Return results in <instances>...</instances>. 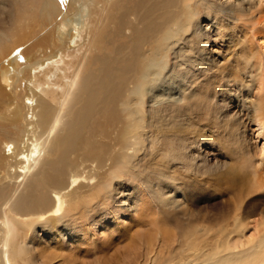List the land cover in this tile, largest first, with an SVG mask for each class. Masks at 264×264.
I'll list each match as a JSON object with an SVG mask.
<instances>
[{
  "label": "bare ground",
  "instance_id": "obj_1",
  "mask_svg": "<svg viewBox=\"0 0 264 264\" xmlns=\"http://www.w3.org/2000/svg\"><path fill=\"white\" fill-rule=\"evenodd\" d=\"M9 2L0 0L1 17L10 13ZM218 3L12 2L20 6L14 26L0 21V264H47L56 258L65 264H264V220L246 236L242 215L232 226H205L195 224L188 208L198 197L191 195L190 180L213 173L217 161L210 155L216 137H208L206 127L212 123L208 133L219 128L231 143L241 140L237 115L227 112L225 98L240 72L214 60L211 46L222 49L232 41L231 19H241L233 14L245 8L241 0ZM13 17L10 13L9 20ZM50 25L61 29L56 45L64 40L65 52L43 60L55 42L44 47L37 39L55 31ZM77 47L82 49L68 51ZM245 61L250 68L251 58ZM22 65L35 68L23 100L13 93ZM248 109L263 154L264 97L249 101ZM10 158V174L3 173ZM242 168L229 167L225 175ZM115 179L131 187L115 188ZM255 179L261 181L258 171ZM179 208L189 216L185 223L173 219ZM109 210L121 211L124 228L132 225L122 246L117 241L125 234L110 228L113 221L121 225L117 215L103 220ZM97 213L103 216L94 219ZM93 222L106 230L102 243L74 249L71 258L30 241L36 226L65 228L73 237L81 232L82 240L94 235ZM175 243L180 255L171 251Z\"/></svg>",
  "mask_w": 264,
  "mask_h": 264
},
{
  "label": "rangeland",
  "instance_id": "obj_2",
  "mask_svg": "<svg viewBox=\"0 0 264 264\" xmlns=\"http://www.w3.org/2000/svg\"><path fill=\"white\" fill-rule=\"evenodd\" d=\"M13 1L14 0H10L9 4H11L10 13L13 14L14 17L9 20V12H5L2 17L0 15L1 23L3 24V26L9 29L14 26V22L18 16L17 11L20 8V6H14V4H12ZM61 1L66 2V0ZM241 3H243L242 6H244L245 10H235L236 12H234L233 14L234 16H240L241 19L235 20L234 17L231 19V32H233L232 41H230L227 45L225 44V47H223L222 49H216L217 47L214 46L213 43L211 46L214 49V51L211 52L214 55V60L217 59L223 62V66L231 65L230 67L233 68L227 67L230 69V72H240V77L238 78V81H236L237 83L232 87L233 89L231 91H228V94L225 95V98H228V108L226 107L227 112H229L230 115L231 113H236L237 115V134H239L241 140L237 142L233 141L231 143L230 139H232V137H229V134H226L225 132L222 133L219 128L211 129L213 131H210L208 133V130L212 126V123H210L209 126L206 127L205 132L207 131L208 137H216V142L214 143L211 151L212 153H210V155L211 157L216 156L217 161L216 163H214L215 166H213V173L203 174L197 180H190L193 185V194L191 195H195L198 197L196 200H194L193 203H188V208H190L189 210H191L192 218L195 219V224L201 223L205 226L213 225V227H216L221 224H226L227 222L232 226V219H234L235 216L242 215L245 219L244 223L248 224V228L245 230V235L250 236V234H253L254 232V223L264 220V166H262V163L260 162V160L262 159L261 154L263 151L261 150L263 141H261L259 133H257V121L251 114L250 109H248L249 101L257 99L259 95L264 97V0H241ZM217 4H219L218 0ZM4 18L5 20H3ZM104 25L108 30L113 31V25H109L108 20H106V23ZM50 28L54 29L55 31L49 29L50 32H48L46 35L39 34V37L37 39V45H44V47H48L50 43L54 44L55 42V44L52 45L46 52L47 56L43 57V60L45 58L49 59L55 54L56 51L65 52L64 40L62 41V43L56 45L62 39L61 29L58 28V26L57 28H53L52 25H50ZM9 34L11 35L12 32L10 31ZM26 44L28 43L26 42ZM41 47L44 51L46 50V48H44L43 46ZM79 49L82 48L77 47L76 49H71L68 51L75 52ZM95 55L96 53L92 52V57H94ZM248 57L249 59L251 58L250 68H246L247 61L245 60L248 59ZM79 61L83 60L80 59ZM31 65L30 67H25L24 65H22L21 70L23 68H25V70L22 72L23 74H18L21 75V77L18 76L16 79L18 85L16 89L18 91L13 93L19 95L21 100L24 99L23 96L27 93L26 82L30 81V78L32 77L35 70V68L31 67ZM2 86H7L6 80L5 82L2 81ZM177 92L178 95L181 93L180 90H177ZM25 112V115H27V111ZM21 129H23V125L21 126ZM21 135L22 133L20 134V136ZM235 146H241V150ZM157 156L158 154L152 156L151 159H154ZM151 159L150 156L147 157L144 163H146V161H151ZM10 162H12L11 158L8 161L7 166H3V173L9 171L10 174ZM224 163L227 164V167L223 169L217 168L218 165H222ZM240 164L243 165L242 169L244 171H234L233 173H229V175H225L229 167H236ZM152 169H155L157 171L156 167H152ZM256 171H258L259 177L261 179L258 184L254 183L256 181ZM21 177H23V174L21 175ZM17 181L20 182L18 180V177ZM118 182V179H115L113 181V185L115 188H123L124 190L127 189V187H131L130 183L126 182L123 186H121L118 184ZM253 185H255L258 190L251 191ZM185 199L187 198L185 197ZM180 206L183 207L185 205L182 202V205ZM112 213L113 212L109 210L106 213L105 219L103 220L107 222L108 217L110 218L112 216ZM172 213L171 214L173 216V219L178 220L182 223L187 222V218H189L188 215L184 214L182 208L176 210V214L175 212ZM113 214L117 215V218L120 220L119 223L121 225L116 226L114 222L117 223L118 221H113V225L110 226V228L112 229L113 234L115 233L119 236L121 234H125V236L117 241L118 243L124 241L123 244H121L122 246L126 244V241L130 239L127 233L131 228L130 226L132 225L125 228L122 226L124 224V221H121V211L115 210ZM132 215L137 214L132 213ZM102 216V214L99 215L97 213L95 214L94 219H97L98 217L101 218ZM217 223L220 224L218 225ZM36 227V231L30 236L31 244L32 242L35 243L42 241L44 245L48 246L49 251L54 250L57 253L62 254L63 256H70V258L72 257V255H74V249H88L93 245L101 244L103 240L102 233L106 232L104 226L101 223L93 222L92 228H94L93 230L95 231L93 233L94 235L90 234L84 239L79 240L78 236H81V232L76 234L77 236L73 237L72 233H68L65 228H60V230H46L41 226ZM133 229L134 230L132 233L136 232L137 228ZM89 231L90 229L87 231V233ZM72 239L76 240L73 241ZM40 245L42 246V244ZM179 246L180 243H175V247H173L171 250L174 252V254L177 253L176 255H180L181 253ZM114 254L115 251L113 250L111 251V254L109 256ZM47 264L65 263L62 262L61 258H56L53 259L52 262H49ZM70 264H79V262L72 261V263Z\"/></svg>",
  "mask_w": 264,
  "mask_h": 264
}]
</instances>
